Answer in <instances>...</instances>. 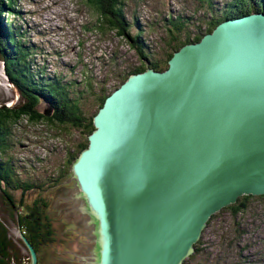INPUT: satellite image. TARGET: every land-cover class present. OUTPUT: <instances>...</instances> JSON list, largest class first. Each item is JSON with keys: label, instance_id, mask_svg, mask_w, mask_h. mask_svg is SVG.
<instances>
[{"label": "water", "instance_id": "obj_1", "mask_svg": "<svg viewBox=\"0 0 264 264\" xmlns=\"http://www.w3.org/2000/svg\"><path fill=\"white\" fill-rule=\"evenodd\" d=\"M91 122L58 183L73 177L61 198L79 197L94 245L69 253L83 264H182L211 214L264 193V13L225 19L165 69L128 75Z\"/></svg>", "mask_w": 264, "mask_h": 264}, {"label": "rangeland", "instance_id": "obj_2", "mask_svg": "<svg viewBox=\"0 0 264 264\" xmlns=\"http://www.w3.org/2000/svg\"><path fill=\"white\" fill-rule=\"evenodd\" d=\"M227 1L211 0L209 6L198 0H122V3L126 18L131 22L129 35L140 29L139 37L151 53L149 58L164 66L165 28H172L169 17L171 21L178 17L184 23L179 34L194 33L203 29L212 17L218 16ZM206 7H211V11ZM13 9L15 13L3 18L11 20L14 29L21 34L19 39L32 54L27 60L32 66L43 69L44 75L54 76L66 86L70 83L68 95L79 104L85 115L96 113L95 97L110 91L122 75L141 65V59L126 38L95 28V14L84 0H16ZM133 18L140 28L133 26ZM19 100V94L7 81L0 61V102L12 105ZM37 109L43 112L46 106L39 104ZM12 133L16 143L8 147V151L12 155L14 177L19 183L35 185L26 191L22 203L42 198L46 201L47 212L71 220L67 224L68 229H78L79 225L75 227L72 224L77 223L75 212H80L73 208L79 204V197L75 201L61 198L70 195L75 181L71 177L58 182L70 176L71 172L65 166V150L72 153L74 145L82 141V134L73 129L65 130L57 124L45 121L31 123L24 118L15 124ZM9 191L16 203L20 190ZM263 208L260 201L252 200L247 212L234 219L225 210L216 212L202 229L200 252H192L187 264H238L244 257L252 264H264ZM17 213L22 214V210L7 212L0 196V223L4 228L8 215ZM235 220H240L239 228H246L239 241L233 237ZM13 236L17 238L11 229ZM7 240L11 242L8 236ZM72 245L79 256H86L75 240Z\"/></svg>", "mask_w": 264, "mask_h": 264}, {"label": "trees", "instance_id": "obj_3", "mask_svg": "<svg viewBox=\"0 0 264 264\" xmlns=\"http://www.w3.org/2000/svg\"><path fill=\"white\" fill-rule=\"evenodd\" d=\"M15 1L0 0V61L7 81L16 89L20 97V100L12 105H4V102H0V196L7 212L14 209L15 212H18V210L21 212L22 210L24 214L45 216L51 213L47 212L46 201L42 198H37L24 204L22 203L24 202L26 191L35 185L28 182L19 183L14 177V167L11 160L12 155L8 151V147L16 143L12 129L20 119L24 118L31 123L45 121L49 124H57L65 130L73 129L78 131L83 136L82 141L74 145L72 153L68 149L65 150V155L67 156L65 166L68 168L72 159L76 158L78 153L87 146V135L93 130L91 121L95 113L92 116L85 115L79 104L72 97L70 98L68 95V89L71 87L70 83L66 86L54 76L44 75L43 69L32 66L30 60H27L32 54L28 53L25 45L19 39L21 34L14 29L12 26L13 22L7 20L8 15L15 13L13 9ZM198 1H204L208 6L211 3V0ZM84 3L95 14V28H98L100 32H104L106 29V31L114 32L118 37L126 38L130 46L135 50L137 56L141 59V65L128 70L122 75L117 85L110 91L102 92L98 98L95 97L97 109L101 106L104 98L123 82L128 75L141 72L146 67L158 71L165 69L167 60L172 52L176 51L183 44L198 41L203 34L210 32L219 22L225 19L240 17L251 12L264 13V0H228L223 9L218 13V16L208 20L203 29L186 34H179L184 29V23L178 17L174 21H171L172 19L169 17L168 20L172 28H165V34H167V41L165 42L166 52L165 60L163 61L164 66H161L156 60L149 58L151 53L139 37L140 29L138 28H140V25L134 18L132 20L133 26L138 31L134 35H129L128 31L131 22L126 18L122 0H84ZM206 10L211 11V7H206ZM4 16L7 17L3 18ZM39 104L45 105L46 110L43 112L39 111L37 109ZM14 189L20 190L16 203L9 191ZM252 200H258L264 206V193L261 195H241L236 198L234 203L228 204L220 210L227 211L229 216L234 219L247 212L248 204ZM215 213L209 216L205 227L212 220ZM75 214L79 218H83L80 216V212H75ZM239 225L240 220H235L233 237L236 241H239L246 232V228L244 226H240L239 228ZM47 240L49 241V239ZM201 240L202 237L200 235L198 240L193 244V252L195 254L200 252ZM6 241L7 237L4 232V227L0 223V263L1 254L5 255L4 247L6 246ZM190 256L189 254L182 261V264H187V259ZM239 261L237 262L238 264H252V261L247 257Z\"/></svg>", "mask_w": 264, "mask_h": 264}, {"label": "flooded vegetation", "instance_id": "obj_4", "mask_svg": "<svg viewBox=\"0 0 264 264\" xmlns=\"http://www.w3.org/2000/svg\"><path fill=\"white\" fill-rule=\"evenodd\" d=\"M78 201L80 202V199ZM75 216L78 217L77 223L72 224V226L78 227L79 225L80 228L78 227V229H68L67 224L71 220L61 218L57 214L45 216L24 213L10 215L5 220L6 228H4V232L6 237L11 238V242L6 241L5 255L1 254L0 264L31 263L28 249L22 237L33 249L34 264H83L81 262L83 260L76 256L78 253L74 251L75 246L72 245V242L75 240L78 248L84 250L86 256H88L94 245L93 240L89 241L88 239H92L93 234L88 235L90 233L89 228L86 229V225L83 223L84 220L88 219L87 215L80 214L83 218H79L76 214ZM11 229L16 232L17 238L15 236L11 237ZM78 232L84 233L86 237ZM84 259L93 261V258L89 257H84Z\"/></svg>", "mask_w": 264, "mask_h": 264}]
</instances>
